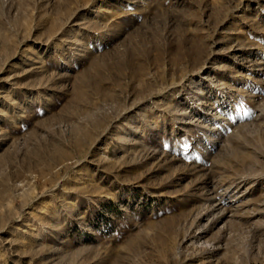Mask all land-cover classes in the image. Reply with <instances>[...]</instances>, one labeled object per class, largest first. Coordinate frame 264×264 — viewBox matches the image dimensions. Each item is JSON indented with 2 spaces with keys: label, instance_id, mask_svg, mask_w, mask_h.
I'll return each mask as SVG.
<instances>
[{
  "label": "rangeland",
  "instance_id": "1",
  "mask_svg": "<svg viewBox=\"0 0 264 264\" xmlns=\"http://www.w3.org/2000/svg\"><path fill=\"white\" fill-rule=\"evenodd\" d=\"M0 264H264V0H0Z\"/></svg>",
  "mask_w": 264,
  "mask_h": 264
}]
</instances>
